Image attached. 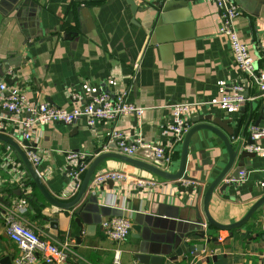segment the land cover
<instances>
[{"label":"crops","instance_id":"crops-1","mask_svg":"<svg viewBox=\"0 0 264 264\" xmlns=\"http://www.w3.org/2000/svg\"><path fill=\"white\" fill-rule=\"evenodd\" d=\"M134 1L140 10L136 14L127 0H14L13 4L0 5V68L14 69L7 83L26 93L29 102H48L72 110L104 92L115 96L127 91V101L144 109L137 126L130 115L114 126L100 123L89 127L81 118L71 125L53 123L37 130L31 143L41 159L38 172L47 191L62 202L73 201L78 193L70 194L67 154L93 155L113 132L126 134L128 142L135 137L147 146L156 144L168 150L172 145L167 130L173 104L191 105L190 115L232 120V126L237 120L244 123L250 118L252 106V124L258 121L259 128L264 127V94H259L253 84L245 85L228 39L220 34V14L213 0ZM233 1L240 11L235 21L239 38L248 45L254 65L264 70V0ZM163 4L174 7V12L169 20H163L157 37L154 10ZM236 83L244 84L247 101L237 110H226L219 102ZM75 95L81 101L77 102ZM3 136L22 143L12 126ZM255 143L264 148V140ZM181 147L182 143L173 145L172 164L168 168L165 165L172 173L178 171ZM8 158L21 164L27 189L21 187L17 173L7 167ZM208 161V166H203ZM227 162V153L216 136L201 131L192 137L190 176L198 182L205 180L206 173L215 167L200 198L182 192L179 183L167 182L119 160L100 163L93 177L107 171L132 176L126 186L108 182L99 187L103 193L98 192L99 204L108 208L105 213L124 212L132 226H142L141 238H133L131 232L121 245L108 240L99 226L89 236L84 234L79 244L72 210L50 206L29 183L19 155L12 148L8 151V145L2 142L0 196L8 200L9 194L22 192L20 196L12 195L10 207L26 199L32 228L42 232L46 240L72 245L74 253L65 264H112L117 257L121 264H135L133 254L143 241L165 257L164 264H264V206L232 233L210 227L204 218L203 195ZM242 164L246 177L238 185H228L221 194L219 187L210 202L209 213L218 224L239 222L264 195V153ZM197 168L203 170L196 171ZM135 180H150L161 186L136 193L139 190ZM198 215L207 224V230H202L204 239L195 235L201 224ZM4 217L0 219V264H15L19 249L5 233ZM53 218L58 221V229L46 233ZM183 242L202 246L203 250L176 255L169 261Z\"/></svg>","mask_w":264,"mask_h":264},{"label":"built area","instance_id":"built-area-1","mask_svg":"<svg viewBox=\"0 0 264 264\" xmlns=\"http://www.w3.org/2000/svg\"><path fill=\"white\" fill-rule=\"evenodd\" d=\"M213 1L220 14V34L228 39L233 58L241 75L244 77L245 85L253 84L260 92L264 93V70H260L254 65L248 45L241 41L235 28V21L240 12L237 5L233 0ZM262 49L264 52V46ZM13 73V68H7L6 71L0 68L1 135L5 134L8 126H12L13 131L21 136H19L21 140L31 142L37 130L49 124L62 123L71 125L83 118L89 127H94L100 123L114 126L124 116L135 115L138 118L144 113V109H140L127 101V91L115 96L104 92L86 104L74 106L72 110L59 108L48 102L31 103L28 100L27 94L22 90L9 87L7 78L11 77ZM244 88V84H234L230 92L220 100V105L226 110L239 109L247 101L243 95ZM73 98L77 102L81 101V98L76 95ZM171 109L172 120L167 132L171 137L172 145L169 146L170 150H166L163 147V149H156L155 151L157 158H164V163L167 168L173 161L171 152L173 145L181 144L190 128L189 125H186V121L190 116L192 106L176 103L172 105ZM1 114H7V119L3 118ZM251 136L254 142L264 140V127L253 128L251 130ZM113 142H116L119 152L122 155L129 158L134 157L137 148L134 145L130 146L126 134L122 132L111 133L107 143ZM138 142L142 147L147 146L140 141ZM147 147L151 148V146ZM31 148L35 147L32 146ZM10 149L11 147L8 146V151ZM246 150L254 154L264 153V148L256 143L247 146ZM27 155L39 174L38 168L41 164V159L37 155V151L36 153L29 152ZM67 160L70 167L68 178L72 182L70 194L74 195L79 191L82 178L87 170L86 156L78 153H69L67 154ZM7 161V167H10L17 173L21 187H26L27 183L24 181L26 174L21 170V164H18L12 158H8ZM245 177L246 173L241 172L238 180L227 179L226 182L229 185H238ZM131 178V175L124 172L107 171L93 177L89 187L91 190H95L108 182L126 186L131 181ZM134 183L138 190L141 191H152L161 186L158 182L150 180H135ZM178 183L184 187L188 185L195 186L193 183H186L184 181H179ZM27 210L28 201L24 198L14 206L10 207L9 205V207L4 208L5 233L9 240L19 249V256L15 264H38L39 262L43 264H65L70 255L74 253L72 245L69 242L59 244L43 238V233L35 231L30 225L29 220L25 216ZM202 226L204 231H206L207 224L204 223ZM102 228L108 240L116 245H121L130 234L132 222L127 216L112 217L103 221ZM220 240L222 239L220 238ZM112 264H121L119 257L115 258Z\"/></svg>","mask_w":264,"mask_h":264},{"label":"water","instance_id":"water-1","mask_svg":"<svg viewBox=\"0 0 264 264\" xmlns=\"http://www.w3.org/2000/svg\"><path fill=\"white\" fill-rule=\"evenodd\" d=\"M192 0H183V2H188ZM196 1V0H194ZM128 4L130 5L133 14H136L138 11V6L134 0H127ZM182 2V1H177ZM5 3L13 4L14 0H0V5H4ZM159 9H155V17L154 22L156 23L157 30V37L160 33V25L163 20L167 21L173 16L174 7L169 4L158 5ZM160 23V24H159ZM260 92V91H259ZM258 92V93H259ZM259 94H264L260 92ZM244 95V94H243ZM246 99L247 97L244 96ZM253 112V107L250 108V118H248L244 123L242 120H237L236 125L232 126V120H224L221 121L219 119H213L211 115L199 114L195 113L190 115L188 120L186 121V125H191L188 129L187 133L184 136L182 141L181 147V155L179 161V168L176 173H172L165 168L164 158H157L156 157V149H163L162 146L154 144L151 148L147 146H141L139 144V138L133 137V140L130 143V146L134 145L137 150L134 154V157H127L122 155L119 152L116 142L103 144L99 149H97L93 155L86 156V162L90 163V166L86 170L80 189L75 197V199L71 202H62L56 198H54L46 189L42 179L40 178L39 174L35 170L33 164L29 160L28 153L33 152L36 153L35 148H31L34 145L31 142L23 141L20 144L14 140L9 139L7 136H3L0 134V142L7 144L9 147L14 149L16 153L19 155L24 167L29 176V183L35 186L44 200L52 207L62 210V211H70L74 215L73 222L75 223L78 229V235L76 237V241L80 244L81 238L84 234L87 236L90 235V232L96 229L98 226L102 228L103 219H108L112 217H123L126 214L123 212H115L108 215L105 213L104 210L108 209L104 206L99 204V194L103 193V189L99 188L90 190L89 184L93 179L95 171L100 163L108 160V159H116L130 167L143 170L148 172L162 180L167 182H174L178 183L179 181H184L186 183H200L199 186H191L190 188H185L184 186L178 185L182 192H187L189 195H196L197 198H200L203 192V185L206 186L207 180L213 174L214 168L206 173L207 177L205 180L199 181L194 177L190 176L189 172V152H190V144L192 141V137L198 132H210L216 138H218L227 153L228 162L226 166L221 170V172L214 178V180L208 185L207 190L203 195V213L204 218L208 225L212 228H215L220 231H239L243 226H245L250 219L255 215V213L259 210V208L264 206V195L250 208L249 212L246 216L237 223L230 224V225H221L218 224L216 221L213 220L209 213V205L213 198L214 193L220 187L219 194L223 193L227 186L226 180L234 179L238 180L240 178V173L244 172V162L246 159L252 158L255 154L250 153L246 150L247 146L254 145L255 142L252 140L251 130L253 128H259L258 121L253 123L251 122V114ZM135 124L137 126L138 118L135 116ZM172 143V140H171ZM145 145V144H144ZM104 150H108L111 152H107ZM239 161L237 168L234 172H232L236 162ZM209 161L205 162L203 166H208ZM203 170V168H197L196 171ZM232 172V174H230ZM113 186L114 183L111 182ZM28 184L26 188H28ZM99 192V194H98ZM141 190L137 191L136 193H140ZM22 192L11 193L8 195V200H5L3 197L0 196V219L5 214L4 208L9 207L10 202L9 199L12 195L20 196ZM125 214V215H124ZM198 219H200V230L195 233L196 237L200 239H204V234L202 233V225L204 224L200 215H198ZM52 224L50 225V229H45L46 233H49L51 229H58V221L56 218L51 219ZM133 232V238L139 239L141 238L142 234V226L139 224H135L132 226L130 233ZM198 232H200L198 234ZM143 238V237H142ZM146 241V240H145ZM153 246L151 244H146L144 241L139 244L137 248V252L133 254V260L135 264H164L165 257L160 256V254L156 253L154 249H150L149 247ZM180 250L177 251V254H172L169 257V261L172 260L176 255L182 256L187 255L189 253L202 252V246H188L186 242H183L179 248ZM153 251V252H152Z\"/></svg>","mask_w":264,"mask_h":264},{"label":"trees","instance_id":"trees-1","mask_svg":"<svg viewBox=\"0 0 264 264\" xmlns=\"http://www.w3.org/2000/svg\"><path fill=\"white\" fill-rule=\"evenodd\" d=\"M32 207H33V206H32ZM33 209H35V208H33ZM29 212H30V211H29ZM29 212H27V213H26V215H25V216H26V218H27V217H28V218H31V216H30V213H29Z\"/></svg>","mask_w":264,"mask_h":264},{"label":"rangeland","instance_id":"rangeland-1","mask_svg":"<svg viewBox=\"0 0 264 264\" xmlns=\"http://www.w3.org/2000/svg\"><path fill=\"white\" fill-rule=\"evenodd\" d=\"M41 217H42V214H39V220L38 221H40Z\"/></svg>","mask_w":264,"mask_h":264}]
</instances>
